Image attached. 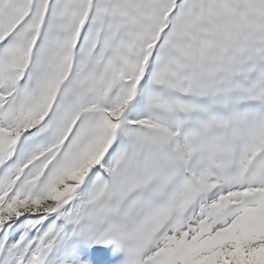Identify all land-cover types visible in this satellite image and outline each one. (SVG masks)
I'll use <instances>...</instances> for the list:
<instances>
[{
    "label": "snow or ice",
    "instance_id": "snow-or-ice-1",
    "mask_svg": "<svg viewBox=\"0 0 264 264\" xmlns=\"http://www.w3.org/2000/svg\"><path fill=\"white\" fill-rule=\"evenodd\" d=\"M0 264H264V0H0Z\"/></svg>",
    "mask_w": 264,
    "mask_h": 264
}]
</instances>
